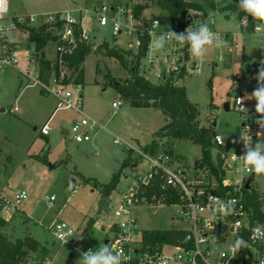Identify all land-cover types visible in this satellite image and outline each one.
I'll return each instance as SVG.
<instances>
[{"label": "rangeland", "instance_id": "rangeland-1", "mask_svg": "<svg viewBox=\"0 0 264 264\" xmlns=\"http://www.w3.org/2000/svg\"><path fill=\"white\" fill-rule=\"evenodd\" d=\"M114 1L120 0H6V9L0 18V56L3 46H6L18 60L16 66L7 65L0 69V195L12 203L14 195L21 190L27 195L11 215L0 213V230L12 241L31 235L47 246L50 253L43 264H77L80 258V251H74L69 244L55 238L51 232L55 222L72 226L76 238L80 236L77 242L83 247L98 245L104 240L108 228L119 220L114 212L132 181L134 169L129 166L123 169L115 190L109 196L111 202L101 213H98L100 192L83 181V177L108 183L130 150L133 157L141 153L142 146L149 143L153 133L164 124V118L153 107L131 106L109 83L123 82L128 76L125 68L116 58L93 52L87 54L79 66L84 74L81 83L83 114L74 109H55L56 98L37 83L38 68L31 60L35 47L28 43L25 32L16 29L12 21L20 18V22H25L22 16L29 15L30 23L37 25L49 12L70 10L74 17L81 15L83 28L89 34L87 42L98 45L106 41L110 46L123 48L124 52L117 51L130 66L134 58L125 52L131 50L136 53L134 39L131 42L130 36L113 35L111 24L100 25L91 12L96 3L110 4ZM123 1L129 6L139 2ZM217 1L222 5L228 0ZM164 14L161 8L152 6L146 10V16L143 15L148 19L158 17L161 21L160 28L149 34V43L167 30L169 21ZM227 14L226 17L224 12L209 11L205 18H198L211 23L212 30L228 42L227 48H210L201 63L191 56L188 49L183 52V45L175 42L155 54L163 59L153 65L148 54L142 57L139 72L150 82L158 83L168 76L161 78L157 72L168 69L175 55L179 60L194 63L195 68L178 83L186 87L188 99L197 106L200 125L209 126L215 122L214 130L224 138L232 153L239 150L240 142L234 141L239 140L242 121L247 112L255 109L254 99L243 100L247 112L235 108L234 102L237 96L242 99L246 93L250 95L257 86L253 77L260 62L264 61V31L244 33L236 14ZM55 44L49 42L42 49L47 58L55 56ZM62 72L65 75L69 73L65 68ZM54 85L52 81L49 86ZM68 88L75 93L77 86L68 84ZM113 101H120V104L113 107ZM225 104H228V109ZM83 115L98 121L100 127L91 132L90 140L77 142L71 134H63L62 128L70 129L73 121ZM44 124L50 127L47 135L41 133ZM114 139L120 142H113ZM168 141L157 154L167 153L171 148L173 155L185 167L196 170V159L201 156L200 147L188 140ZM109 142L112 144L107 145ZM35 155H45L55 166L43 163ZM255 179L254 190L264 210V175H255ZM179 215L178 206L162 205L156 210L147 205L133 208V216L140 229L182 226L181 221L172 220L173 216ZM90 220L94 222L88 227Z\"/></svg>", "mask_w": 264, "mask_h": 264}, {"label": "built area", "instance_id": "built-area-1", "mask_svg": "<svg viewBox=\"0 0 264 264\" xmlns=\"http://www.w3.org/2000/svg\"><path fill=\"white\" fill-rule=\"evenodd\" d=\"M5 9L6 3L0 7V18ZM91 12L96 16L100 25L111 24L113 35L130 36L131 42H133V38L135 49L141 43L139 35L145 31L149 34L155 32L153 21H159V27L161 24L158 17L148 19L142 14L135 16L131 6H128L123 0L110 4L96 3ZM194 17L193 14L185 17L186 23L183 29L177 27V23L172 26L170 22L168 28L180 33L193 23L203 22L198 19L199 17L197 19ZM31 20L34 21V18ZM41 21L55 24L52 26V30L57 34L55 52L60 55L70 53L77 40L87 42L89 38L88 32L83 28L81 15L74 17L70 10L47 13ZM241 23L246 25L247 19L243 17ZM162 59L161 55H156L150 63L153 65ZM17 62L12 51L3 46L0 69L7 65L16 66ZM171 62L168 69L157 72L159 77L164 78L182 70L191 72L195 68L194 63L179 60L176 55ZM62 78L63 72L60 78H52L48 84L40 83L39 85L56 98L55 109H74L83 114L81 84H75L77 88L73 93L68 88V84L61 82ZM52 81L55 85L49 86ZM238 99L241 97L237 96L234 102L237 109L240 107ZM119 104L120 101L112 102L113 107H117ZM243 106L245 107L244 102ZM257 118L255 109H251L247 112L240 127V133L244 127L250 128L253 143L257 140L256 133L259 130V126L255 123ZM99 127L98 121L83 115L80 119L73 121L70 129L65 130L66 134H71L75 141L82 142L90 140L91 132L98 130ZM49 130L50 127L44 124L41 133L47 135ZM217 137L222 136L215 133L213 142L216 145L228 147ZM113 142L119 143L120 141L114 139ZM244 151L243 142H240L238 152L234 153L239 157L244 154ZM233 155V152H229V147L222 154L224 175L219 182L209 169H204L201 166L199 170H189L173 154L165 152L156 155L142 153V157L145 159L142 167L139 168L142 161L134 167L132 181L126 192L121 195L120 206L114 212L119 220L115 223L114 229L112 226L108 228L107 234L100 244L83 247L77 242L80 236L76 238L75 229L65 222L53 223L51 232L61 242L67 241L66 243L74 251H86L103 244H114L124 255L131 257L128 264H264V236L254 238V230L258 227L264 230V226L251 223L252 208L247 203V192L254 190L255 174L242 170L241 161L233 159ZM157 181L163 189L160 194L153 190ZM172 195L177 196L178 199L170 205L180 208V215L173 216L172 220L181 221L183 224L173 228L187 231L184 242L188 244H163L157 250H150L149 247L142 248V229L137 226L133 208L147 205L156 210L158 206L166 205L164 200L171 198ZM0 197L3 199L0 213L9 216L14 212L16 205L26 199L27 195L24 190H21L14 195L13 203L1 195ZM52 199L50 197V200ZM238 239L245 241V245L233 253L232 246Z\"/></svg>", "mask_w": 264, "mask_h": 264}, {"label": "trees", "instance_id": "trees-1", "mask_svg": "<svg viewBox=\"0 0 264 264\" xmlns=\"http://www.w3.org/2000/svg\"><path fill=\"white\" fill-rule=\"evenodd\" d=\"M138 1L139 2L130 5L135 16L141 15L145 9L157 6L164 11V18L167 19L172 26L177 23V27L182 29L186 23L185 17L189 15L190 11L194 12L193 15H198L197 17H204L209 11L224 12L226 17L228 16V12H235L240 29L244 33L253 32L256 23L259 22L254 21L251 16H247L240 11L238 8L240 0H228L222 5H220L217 0ZM243 17L247 19L246 25H242L241 23ZM22 18L26 19V21L20 22V18H15L12 22L16 29L25 32L28 43L33 44L35 47L36 52L31 57V60L36 62L38 68V84H48L52 78H60L63 68L67 69L69 73L67 75L63 73L62 83L81 84L84 81V74L83 70L79 69V66L83 62L85 56L91 52L95 54H104L116 58L128 73L127 78H125L123 82L115 83L109 81L118 93L128 100L131 106L153 107L159 110L163 115L164 124L153 133L152 140L148 144L142 146L141 153L136 157L132 156V150H130L121 166L113 172L108 183L102 184L95 179L83 177V181L90 184L93 189L99 190L101 198L109 197L112 191L115 190L120 175L125 167L129 166L131 169H134V167L142 161V153L156 155L161 147L164 148L166 146L169 142L168 139L188 140L197 144L201 149V156L199 159H196L197 164L195 168L199 170L202 166L204 169H209L215 178L219 182L221 181L224 175V170L222 169V154L228 150V147L216 145L213 142V136L216 133L213 125H200L197 106L188 99L186 87L178 83L187 72L182 70L177 74L171 73L162 82L158 83L150 82L139 72L140 59L146 56L148 52L150 35L147 31L139 35L141 43L136 49V53H133L131 50L125 52L134 58L131 60L132 64H130V66L127 64L123 55L119 54L117 51V49L123 52L125 50L116 45L110 46L106 41L95 45L93 43L77 40L70 53L61 55L55 53V56L51 59L45 56L42 49L49 42H57V34L52 30V26L55 24L41 21L37 25H33L30 23L29 15H24ZM187 49V45H184L182 48L183 52L187 51ZM154 137H159V139L156 140ZM162 138H166V140L162 141ZM213 151H215L214 158ZM166 152L173 154L171 148ZM34 157L45 164L55 166L49 163L45 155H35ZM153 190L157 194L163 192L158 181L155 183ZM177 199V196L172 195L171 198H166L164 203L170 205ZM247 203L252 208L251 223L264 226V210L262 209L259 195L255 190L247 192ZM2 204L3 199L0 197V207ZM3 221L2 219V222ZM93 222V220H90L88 222V227H90ZM114 228L115 223L112 225V229ZM186 234L187 231L180 228L142 229L141 245L142 248L149 247L150 250H157L163 244L186 245L188 244L184 242ZM49 253L50 249L31 235H25L24 237L16 238L12 241L0 230V264H43L49 256Z\"/></svg>", "mask_w": 264, "mask_h": 264}, {"label": "clouds", "instance_id": "clouds-1", "mask_svg": "<svg viewBox=\"0 0 264 264\" xmlns=\"http://www.w3.org/2000/svg\"><path fill=\"white\" fill-rule=\"evenodd\" d=\"M6 3V0H0V7ZM238 8L247 16H251L254 21H259L255 25L256 32L264 31V0H240ZM154 28L159 27V21H153ZM176 42L180 45H187L191 56L201 63L208 54L210 48L222 50L227 48L228 42L223 37L212 30L208 23L200 22L188 26L183 32L177 33L170 28L155 36L149 45L148 59L151 61L155 54L162 52L165 46ZM240 65V64H239ZM241 67V65H240ZM257 81V86L251 94H245V97L239 100L240 111L247 112L248 109L243 106L244 99H254L255 113L258 118L255 123L259 126L256 133L257 140L253 143L250 128L244 127L240 133L239 140L234 143L243 142L244 154L237 157L233 152V159L241 161V168L247 172L258 176L264 175V61L260 62V67L253 77ZM222 143L223 137H217ZM264 236V230L257 228L254 230V238ZM67 241H65L66 243ZM245 245V241L238 239L232 246V252L236 253ZM80 251V258L77 264H128L131 257L126 256L121 250H118L114 244H103L95 249Z\"/></svg>", "mask_w": 264, "mask_h": 264}, {"label": "water", "instance_id": "water-1", "mask_svg": "<svg viewBox=\"0 0 264 264\" xmlns=\"http://www.w3.org/2000/svg\"><path fill=\"white\" fill-rule=\"evenodd\" d=\"M197 18H198L197 16L194 17V19H197ZM115 83H117V82H115ZM225 108L226 109L229 108L228 104H225ZM214 124H215V122H213V125ZM62 133L66 134V130L63 129ZM107 145H109V144H107ZM110 202H111L110 197H102V198H100L99 204H98V213H101L102 211H105L108 208Z\"/></svg>", "mask_w": 264, "mask_h": 264}, {"label": "crops", "instance_id": "crops-1", "mask_svg": "<svg viewBox=\"0 0 264 264\" xmlns=\"http://www.w3.org/2000/svg\"><path fill=\"white\" fill-rule=\"evenodd\" d=\"M149 9V8H148ZM148 9H145L144 11H143V13H142V15H145V13H146V10H148ZM49 13H53V12H49ZM235 13V12H234ZM236 14V13H235ZM146 16V15H145ZM206 17V15L204 16V18ZM237 17V16H236ZM239 23V22H238ZM211 24V23H210ZM240 27V26H239ZM63 129L65 130V128H62V131H63ZM107 144H109V145H111L112 143L111 142H109V143H107ZM148 144V143H147ZM146 145V144H145ZM144 146V145H143ZM256 175V174H255ZM256 180V179H255ZM86 234V233H85Z\"/></svg>", "mask_w": 264, "mask_h": 264}]
</instances>
